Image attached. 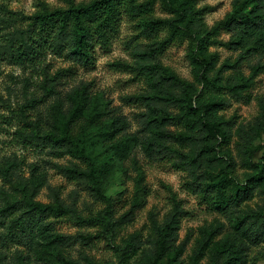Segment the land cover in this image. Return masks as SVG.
<instances>
[{
  "label": "rangeland",
  "instance_id": "obj_1",
  "mask_svg": "<svg viewBox=\"0 0 264 264\" xmlns=\"http://www.w3.org/2000/svg\"><path fill=\"white\" fill-rule=\"evenodd\" d=\"M38 1L0 0L18 14L0 22V208L8 201L52 203L58 198L69 212L46 220L43 229L36 228L23 243L0 245V264H60V256L76 264H264V241L254 243L243 232L264 220V181L250 199L226 212L210 207L197 186L219 178L230 165L232 178L251 182L258 172L253 166L264 162V70H255L264 66V29L236 25L215 37L203 35L206 53L216 55L203 73L209 83L202 82L193 63L197 42L191 38L177 35L163 51H156L170 29L152 32L146 19L177 18L161 0L150 12L124 14L110 42L95 48L91 62L52 51L38 63L15 61L8 54V39L27 28ZM43 1L64 6L62 0ZM178 1L192 25L211 29L243 0ZM254 2L255 11L264 13V0ZM117 61L137 68L159 63L183 84L147 86L114 67ZM142 94L176 95L185 101L190 97L195 110L188 116L189 134L202 138L187 154L190 161L202 149V166L181 170L174 165L178 159L165 155L159 132L175 127L156 113L153 104L158 101L141 105L128 100ZM205 104L213 105L208 117L219 124L227 143L207 132L201 135L199 107ZM24 105L43 136L62 135L65 124L71 127L79 146L102 166L100 185L88 186L66 175V168L87 167L72 153L62 154L63 147L25 145L18 139L10 110ZM93 187H100L108 201ZM81 218H99V224ZM104 218L109 222L102 228ZM129 243L136 253L124 257L120 249Z\"/></svg>",
  "mask_w": 264,
  "mask_h": 264
},
{
  "label": "trees",
  "instance_id": "obj_2",
  "mask_svg": "<svg viewBox=\"0 0 264 264\" xmlns=\"http://www.w3.org/2000/svg\"><path fill=\"white\" fill-rule=\"evenodd\" d=\"M64 6L52 7L43 0L37 2V12L29 17V23L26 29L17 30L12 34L8 41V54L15 61H25L38 63L40 58L48 51L58 54L71 55L79 60L91 62L93 59V51L100 44H108L112 35L118 30L121 17L124 14L134 15L135 13L150 12L157 1L159 0H90L88 2H78L77 0H62ZM171 13L176 14L174 19H146V26L152 32H157L163 29H170L169 36L160 44V48L156 51H163L167 45L178 35L182 38L189 37L197 44L192 49V60L199 69V77L204 83H209L203 76L205 70L213 65L216 55H208L205 48V38L203 35L211 38L219 35L221 30H229L236 25L243 28L264 29V13L255 11L254 0H243L236 3L234 12L228 15L225 19L219 21L211 29L203 24H193L191 17L182 8V3L178 0H161ZM0 10L3 18L0 17V22L12 21L18 16L15 12L8 9L6 4L0 5ZM11 16H10V15ZM5 19V20H4ZM214 43H222L214 40ZM114 67L132 74L136 79L150 87H157L167 83L174 87H180L183 84L182 79L172 70L159 63H151L149 65L137 68L127 62L117 61ZM256 71L264 70V66H257ZM128 100L135 101L141 105L149 101L155 102L154 108L162 122L172 125L175 129L172 131L162 130L159 132L165 140L163 150L165 155H170L178 159L174 165L186 170V167L193 165L202 166L203 150H196L195 153L188 159V152L191 150L195 141L198 143L202 137H193L189 134L191 122L188 119L190 113L195 108L190 97L185 101L176 95L167 96H149L135 95ZM4 100L0 97V108ZM186 104V105H185ZM167 106V108H165ZM28 106H21L18 110H10L15 116L9 118L11 121H17V130L15 135L25 145H55L63 147L62 154L72 153L80 159L85 165L86 170L80 166L66 168V175L74 181H86L88 186L100 185L101 167L95 158L84 148H81L76 141L74 131L68 124L63 126V134L59 135L51 133L43 136L39 132L37 123L30 119L27 113ZM186 107V110H184ZM212 104H205L199 107L200 116L198 124L201 125V135L204 132L213 139L222 138L224 142H228L225 133L219 128L216 121L209 119L208 113L212 110ZM0 112V118H3ZM13 119V120H12ZM152 144L149 148L155 152ZM192 148V149H191ZM231 167V165H230ZM225 168L219 178H214L210 183L201 186L195 180L192 185H198L202 189V199L214 210L228 211L233 210L247 199L253 196V191L259 182L264 181V162L254 165L253 168L258 170L251 180L254 182L240 183L231 177L233 170ZM249 181V180H248ZM196 183V184H195ZM203 187V188H202ZM100 197L108 201L103 195L100 187L92 188ZM69 209L56 198L52 203H43L34 199H20L18 201L7 202L6 205L0 208V245L1 248H7L15 243H23L31 234L38 228L43 229V224L51 218H60L66 215ZM83 223L89 225H98L99 218H81ZM109 220L104 218L101 224L102 228ZM250 241L257 243L264 241V220L257 225H250L244 229ZM104 233V232H102ZM102 233L98 237L104 236ZM92 237L91 234L89 238ZM57 239L64 241L63 236H58ZM58 240V241H59ZM134 241V240H132ZM158 247H160L158 245ZM133 243L127 244L121 248V254L124 257H129L131 251L134 250ZM161 248V247H160ZM222 254L223 251L221 250ZM0 259H2L0 254ZM60 264H76L64 257H59ZM88 264H96L89 262Z\"/></svg>",
  "mask_w": 264,
  "mask_h": 264
}]
</instances>
